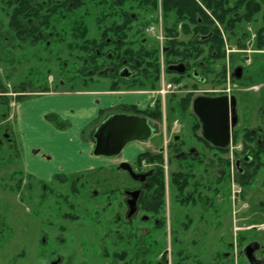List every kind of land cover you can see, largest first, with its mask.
Wrapping results in <instances>:
<instances>
[{
  "label": "rangeland",
  "instance_id": "rangeland-1",
  "mask_svg": "<svg viewBox=\"0 0 264 264\" xmlns=\"http://www.w3.org/2000/svg\"><path fill=\"white\" fill-rule=\"evenodd\" d=\"M152 23L154 25L149 27L148 33L152 37L149 46L153 44L160 50L159 46L166 41L161 43L162 33L155 28L157 23ZM217 23L213 22L216 29ZM92 25L90 20L88 40L95 36ZM241 29H248L247 35L242 36L238 31L232 35L223 33V61L214 62L211 66L213 72L200 75L204 82L193 80L191 71L181 75L177 94L165 97L163 129L152 124L153 133L146 142H132L118 156L112 157L94 154L95 127L108 114L89 127H84L83 119L67 122L59 115L47 119L51 128L37 122L22 129L14 120L16 104L38 95L110 91L109 81L99 78L94 70H90L92 67L82 64L85 54L38 52L35 53L36 60L28 59L24 64L17 63L19 52L6 49L4 55L0 54V264H51L57 260L59 264H110L107 260L96 259L97 254L103 252V236L114 240V235L108 233L113 221L110 219V202L109 199L105 201L103 195L109 190L121 192L137 187L133 182H126L125 174L118 171V166L126 163L134 171L156 167L145 161L138 164V155L160 151L162 146L173 151L178 145L173 142L174 136H179L183 146L201 149L204 143L198 136L202 138V133L193 128L196 122L191 110L171 113L169 103L185 97L192 100L203 96L222 97L224 93L233 97L237 106L236 126L225 156L221 157L208 148L204 153L207 158L202 155L200 163L196 164L201 168L200 164L212 159L213 166L208 175L205 176L203 170H183L195 178L189 181L190 187L188 185L186 191L191 192L195 182V188L207 197L203 204L196 206L179 205L173 201L171 175L182 167L177 168L178 163L169 152L159 164L165 181H168V188L164 187L166 223L158 230L149 228L147 240L160 245L159 250H150L156 261H160L158 253L165 252L170 255L171 264H248L242 254L244 247L256 241L264 248V208L261 205L264 203V100H261L259 91L254 90L264 85V45L261 49L256 48L257 35L252 25L242 24ZM177 39L185 38L179 36ZM159 53L163 64L161 51ZM26 55L31 57V54ZM238 67L244 71V80L237 82L231 79V74ZM30 68L36 71V78L32 80L27 75ZM160 71L166 82L177 79L175 75H168L164 68ZM87 77L96 84L86 83L85 80L90 79ZM120 90L142 93L151 98L152 103L159 99L158 92L155 93L159 87L154 92L126 91L124 87ZM245 90L250 91V98L244 95ZM65 101L53 102L62 105L58 110L75 109L74 104L65 105ZM176 125L180 126L179 129L173 130ZM165 127L166 131H163ZM253 131H258L257 135L249 138ZM82 141L93 146L92 154L101 160V164L96 171L71 174L75 167L81 169L85 165L81 162L84 158L79 160L75 155V152L85 150ZM48 154L54 157L52 163L46 165ZM244 156H252L254 161L241 176L235 170V162ZM60 167L64 168L63 172H58ZM92 191L97 192L99 198L102 196L101 203L91 194ZM97 211L100 213L98 218ZM256 225L259 227L255 228ZM141 229L134 236H140ZM257 256H264V251ZM155 260L150 259L148 263L154 264Z\"/></svg>",
  "mask_w": 264,
  "mask_h": 264
},
{
  "label": "flooded vegetation",
  "instance_id": "flooded-vegetation-1",
  "mask_svg": "<svg viewBox=\"0 0 264 264\" xmlns=\"http://www.w3.org/2000/svg\"><path fill=\"white\" fill-rule=\"evenodd\" d=\"M174 18L177 22L176 30L178 37L209 35L211 34L212 22L214 21L218 22L217 29L220 32L223 31L222 33L226 35H232L235 34V31H238V34L245 36L248 33V29L242 30V24L252 25L255 33L260 31V28L263 26L264 0H0V54L4 55L6 49L12 52H19L21 54L18 55L17 63L24 64L29 61L28 59L33 60L35 58L36 60L35 53L38 52L48 55L53 53H69L70 51H77L83 54L85 52H93L96 54L97 60H95L94 64L90 65L92 67L90 70H94L99 78L109 81L112 87L113 83L119 82V80L128 81L138 74L133 69L134 65H138L137 62L134 64L127 57L119 61L114 58V54L117 52L141 53L155 50H161L162 53L165 52L164 50L168 49L166 48L167 38L165 37V32L168 28H172L173 23L171 19ZM90 20L94 27V33L92 34L95 36H93L92 40H85V35L90 36ZM70 22L75 23L79 29L77 31L79 40L76 44L69 41L70 37L74 34L69 28ZM152 22L157 23L155 28L158 27L157 31H161L166 39V42L159 46L160 50L153 44L149 46L151 36L148 33L150 32L149 27L154 25ZM186 23L190 24L191 27L189 29L185 28ZM198 26L200 29L196 31V27ZM26 54L28 56L31 54V57L27 58ZM84 62L83 58V65H85ZM177 65L179 64L169 65L167 71H169L170 67ZM65 67L66 64H64ZM171 73L175 74L176 72ZM185 73H187V67H185L183 74ZM233 73L234 71L231 76ZM243 74L244 71L242 70L239 81L244 80ZM27 75H29L30 80L35 79V69L30 68ZM195 75L194 72H191L193 80L196 79ZM87 78L90 79L85 80L86 83L96 84L91 81V77ZM82 79H85L84 76ZM254 90L259 91L261 100H264V85H259ZM248 92L250 91L245 90L246 94L244 95L250 98L251 94ZM217 97L220 96H203L199 98ZM196 99L198 98L192 100L188 109L191 110L195 122L199 124V131H202L201 125L193 111V104ZM236 109L237 106L235 104ZM115 114L125 113L120 111ZM110 115L113 114H108L97 127ZM127 115L134 114L127 113ZM165 118L163 117L164 120ZM148 124L152 128V131V124L159 125L163 129V125H161L162 121L150 120ZM235 126L229 125L230 141L232 140V132ZM179 127L176 125L175 129L178 130ZM257 132H251L253 134L251 137L254 138ZM173 142L178 143L173 151H169L167 148L164 149L162 146L160 151L146 153L158 155L164 160L165 155H168L170 152L176 163H178L177 168L182 167V170L179 169L176 174L183 172L184 169H191L198 172L203 170L204 175H208V170L213 166L212 159L200 164L201 168H197L196 166L197 163H200L199 159H201L202 155L206 154L208 146L203 144L201 149L183 146V142L180 141L179 136H174ZM209 145L213 147L211 144ZM178 146L180 147L178 148ZM258 146L261 147L262 144ZM216 149V152L214 151L216 154H219L221 157L225 156V152L219 153L218 150L225 151L226 149ZM257 152L260 154V150ZM204 157L207 158L205 155ZM253 161L254 158L252 156H244L242 160L237 159L235 162L236 172L241 176L244 175V171L250 169ZM120 165L117 169L125 174L126 182H133L137 187L134 189H122L121 192L118 189L109 190L103 195V199L105 201L109 199L110 202V213H112L110 219L113 221L110 222L109 226L112 230L108 233L114 235V237L112 236L114 240L103 236L104 245L101 249L103 252L98 253V258L96 259L107 260L110 264H149L148 260L156 259L155 255H150V250L160 249V245L157 242L150 243L147 240L150 234L149 228L158 230L164 227L166 223L164 215L166 193L164 187L168 185V181L167 179L165 181L164 175L162 196L160 184H154L153 182L156 179L153 170L159 168V164H155L156 167L145 171L139 168L137 171H134L127 164L135 175H145L144 181H134L128 172L120 168ZM220 173H223V171H220ZM198 177L202 178V176ZM191 179H195L193 175ZM192 186L193 190L190 192L191 194L189 193L190 195L203 196L202 191H198L195 188V182ZM134 192L139 193L135 199V206L132 205L130 207L129 204L133 201L131 194ZM91 194L98 199V203H101L102 196L99 198L95 191H92ZM156 194L157 205L155 207L149 205L148 202L153 201ZM206 197L207 195H205L204 199ZM172 199L175 203L182 205L181 201L185 198L179 195L178 190H174ZM162 200L163 203H161ZM99 206L97 205V207ZM105 207L101 208L104 209ZM148 208L150 211H148ZM98 216H100V213L97 211V218ZM97 223L99 222L97 221ZM140 227H143V229ZM138 228L141 229V235L134 236V234L138 233ZM251 243L258 242L252 241L249 244ZM263 251V246L259 244V248L254 254V257H257L256 260L258 261L255 264H264V256L260 258L257 256ZM164 253L157 254V259H160V261L155 260L154 264H161L167 260L168 255ZM54 263L59 264V261H54L51 264Z\"/></svg>",
  "mask_w": 264,
  "mask_h": 264
},
{
  "label": "trees",
  "instance_id": "trees-1",
  "mask_svg": "<svg viewBox=\"0 0 264 264\" xmlns=\"http://www.w3.org/2000/svg\"><path fill=\"white\" fill-rule=\"evenodd\" d=\"M175 16V15H174ZM173 26L172 28H168L166 30L165 37L167 38L166 42V48L162 53L163 56V63H164V69L166 70V73L168 75H175L177 76V79L172 80L171 82L173 84H179L181 79V75L172 74L171 72L167 71V68L169 65L174 64H183L185 67H187V73L189 71L194 72L196 74V79L198 82L205 81L201 74H209L213 72V69L211 66L216 61H223L224 53H223V39L220 34V31L217 30L212 22V30L211 34L206 36H183L184 40L177 39L178 33H177V22L174 19H171ZM175 21V22H174ZM190 24L186 23L185 28L189 29ZM70 30L74 32V34L70 37L69 41L70 43L76 44L79 40L78 38V27L75 23L70 22L69 26ZM203 28V27H202ZM200 27H196V31H199ZM71 34V33H70ZM257 35V42H256V48L261 49L264 45V20H263V26L260 28V31L256 32ZM87 36L85 35V40ZM87 43V42H85ZM206 48V49H205ZM205 49V50H204ZM77 53V51H70L69 53ZM84 60H85V66L91 67L90 65L95 63V60H97V56L93 52H85L84 53ZM129 58L130 62H133L134 64L137 62L138 65L133 67L138 74L134 76L132 79L128 81H121L113 83L112 87L109 89L110 91H121L120 88L124 87L126 91H155L156 88L158 89L159 85V79H160V53L159 51H150V52H139V53H122L117 52L114 54V58L117 60H122ZM222 78V75L219 76ZM215 79H218V76H216ZM42 90H46L42 89ZM46 92V91H45ZM192 99L191 97H185L180 98L178 101L174 102L171 101L170 104V112H176L182 113L185 112L191 105ZM119 110L122 112H129L130 114H134L137 116L144 117L150 120L161 122L163 118V111H162V103L161 100L158 99L155 101L153 107L151 109H146L144 111H139L134 107H120L116 109H112L110 111ZM52 116V115H50ZM49 116V117H50ZM48 117V119H49ZM194 130H199V124L196 123V125L193 127ZM248 134L247 136H249ZM252 134L249 136L251 138ZM208 148L216 152V148H213L204 141L200 136H198ZM219 153L225 152L224 150H218ZM204 156V155H203ZM148 162V164H160L162 163V158H160L158 155H152L150 153H143L138 155L136 162L140 164L141 162ZM154 176L156 175V179L153 180L154 184L159 183L160 184V190L161 195L163 196V181H164V175L162 173V170L160 168H156L153 170ZM192 178L191 173L181 172L178 174H172L170 183L173 185L174 190L179 191V195L184 197L185 199L181 201L182 205H193L196 206L198 203L203 204L204 196H192L190 195V192H187V187L189 185V181ZM190 187V185H189ZM188 187V188H189ZM157 190V189H156ZM190 193V194H189ZM153 198V197H152ZM151 199V198H150ZM157 194L153 198V201H149V205H157ZM163 203V200L162 202ZM264 208V203L261 204ZM156 207V206H155ZM155 209V208H154ZM153 209V211H154ZM148 211L150 209L148 208ZM187 224L184 225V227Z\"/></svg>",
  "mask_w": 264,
  "mask_h": 264
},
{
  "label": "water",
  "instance_id": "water-1",
  "mask_svg": "<svg viewBox=\"0 0 264 264\" xmlns=\"http://www.w3.org/2000/svg\"><path fill=\"white\" fill-rule=\"evenodd\" d=\"M171 72L183 74L185 67L178 65L168 69ZM242 69L237 68L233 73L236 80L241 79ZM196 76V75H195ZM193 111L201 124L202 137L212 146L225 149L229 144V124L235 125V101L233 98H199L193 104ZM152 135V129L145 118L127 115H114L103 122L95 133L94 154L104 157L119 155L130 143L147 141ZM120 168L129 173L134 181H144L145 175H135L129 165L121 164ZM139 192L131 194L135 199ZM259 248L258 243H251L243 249V256L248 264L258 263L254 257ZM57 264V263H54Z\"/></svg>",
  "mask_w": 264,
  "mask_h": 264
},
{
  "label": "crops",
  "instance_id": "crops-1",
  "mask_svg": "<svg viewBox=\"0 0 264 264\" xmlns=\"http://www.w3.org/2000/svg\"><path fill=\"white\" fill-rule=\"evenodd\" d=\"M62 99L66 100L65 105L68 103L74 104L75 109L71 107V109L67 111L62 109L58 110L57 108L62 105H56L53 101ZM149 100H151V98L149 99V97H145L139 92L88 90L86 92L48 93L17 103L14 109V120L16 119L18 121L22 129L26 128L27 124L31 127L33 123L37 122L43 123L45 126H50L51 128L52 126L47 122L48 117L50 115H59L67 120V122L75 118L83 119L85 122L83 124L84 127H89L92 124L94 125L97 121H100L104 114H115V112H120L118 110L110 111L112 109L120 107H134L137 110L138 108H150L152 102ZM79 129L80 131L82 130V128ZM81 145L85 146V150L77 151L75 155L79 160L84 158L81 162H84L83 164L85 165L81 169L75 167V169L70 172L71 174L80 173L83 170H88L89 172L96 171L101 164V160H98L96 156L92 154L93 146L88 143V141H82ZM48 155L49 157L45 160L46 165L51 164L54 157L52 154ZM63 169V167H60L58 172H63Z\"/></svg>",
  "mask_w": 264,
  "mask_h": 264
},
{
  "label": "built area",
  "instance_id": "built-area-1",
  "mask_svg": "<svg viewBox=\"0 0 264 264\" xmlns=\"http://www.w3.org/2000/svg\"><path fill=\"white\" fill-rule=\"evenodd\" d=\"M160 41H161V39H160ZM227 51H228V50H227ZM228 52H229V51H228ZM175 90H176V87H174V86H172V85H170V84H166V83L163 82V80H162V82H161V88H160L158 94H159L160 96L164 97V95H166V94H168V93H173V92H175Z\"/></svg>",
  "mask_w": 264,
  "mask_h": 264
}]
</instances>
